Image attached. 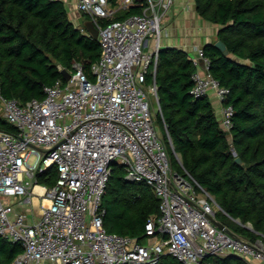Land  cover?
Masks as SVG:
<instances>
[{
	"label": "built area",
	"instance_id": "2783aa9c",
	"mask_svg": "<svg viewBox=\"0 0 264 264\" xmlns=\"http://www.w3.org/2000/svg\"><path fill=\"white\" fill-rule=\"evenodd\" d=\"M173 2L78 0L100 45L91 75L74 63L68 80L44 86L41 99L24 104L0 93L2 117L15 127L0 130V236L22 250L12 264H157L165 255L181 264H212L207 258L227 256L264 263V240L251 241L213 223L215 206L220 207L187 172L173 168L155 126L156 85L146 78L155 76L162 22ZM132 6L141 12L115 19ZM198 55L202 70L189 58L195 66L190 92L202 97L212 91L222 104L220 124L228 130L232 107L223 104L228 89L211 76L202 49ZM51 166L56 183L37 184L36 173ZM113 166L159 199L160 216L145 223L143 242L103 225L102 198ZM34 196L42 212L29 219L14 200L30 206ZM43 200L49 202L45 207Z\"/></svg>",
	"mask_w": 264,
	"mask_h": 264
},
{
	"label": "trees",
	"instance_id": "16d2710c",
	"mask_svg": "<svg viewBox=\"0 0 264 264\" xmlns=\"http://www.w3.org/2000/svg\"><path fill=\"white\" fill-rule=\"evenodd\" d=\"M117 1L109 0L113 5ZM194 1L202 18L220 26L217 38L230 54L224 55L214 43L202 47L211 76L228 89L223 104L232 107L231 127L221 126L208 96L191 94L195 66L186 52L175 48L159 49L155 76L149 73L146 78L147 84L156 85L160 111L154 118L163 139L170 138L173 149L166 146L172 165L177 154V171L187 172L214 197L220 207L216 218L251 241L264 240V0ZM140 12L132 6L115 19ZM99 56L97 38L72 23L62 0H0L4 98L22 104L41 99L44 86L64 80L62 68L72 72L73 64L80 63L91 75ZM0 130L14 132L15 127L0 115ZM124 176L122 167L113 166L102 198L103 225L108 232L141 241L147 220L160 216L159 199L145 183ZM35 179L40 185H54L56 168L37 172ZM21 251L18 243L0 236V264H12ZM207 260L247 264L233 256ZM157 264L181 263L165 255Z\"/></svg>",
	"mask_w": 264,
	"mask_h": 264
},
{
	"label": "crops",
	"instance_id": "0c3cea01",
	"mask_svg": "<svg viewBox=\"0 0 264 264\" xmlns=\"http://www.w3.org/2000/svg\"><path fill=\"white\" fill-rule=\"evenodd\" d=\"M67 8L69 19L72 23L79 28L83 33L91 34L92 21L90 18L81 13L77 7L78 0H62ZM125 10H119L118 15H121ZM218 25L213 24L204 18H202L196 11L194 0H174L171 8L165 16L162 22V31L160 36V48H175L182 50L187 53L188 58H194L198 62V67L200 70L203 69V60L198 55V50L203 47V45L208 43H215L217 38V33L219 30ZM208 98L213 105L215 111L218 110L220 113L221 102L215 97L214 93L209 92ZM217 108V109H216ZM221 114H219L220 119ZM37 187L35 188V192ZM35 203H37V197L32 198ZM15 208L17 211L24 212L28 218L33 216V211L30 206H20L17 205V200ZM41 204V203H40ZM49 204L47 200L42 201V206L45 207ZM42 212V207H38L36 211V217L38 219ZM247 264H264L261 261L249 259L244 260ZM212 264H215L212 262Z\"/></svg>",
	"mask_w": 264,
	"mask_h": 264
},
{
	"label": "water",
	"instance_id": "95a60500",
	"mask_svg": "<svg viewBox=\"0 0 264 264\" xmlns=\"http://www.w3.org/2000/svg\"><path fill=\"white\" fill-rule=\"evenodd\" d=\"M91 24H92L91 35L93 36V38H97V30L95 29L93 23H91ZM214 45H215V47H217L218 49H220V50L223 52L224 55H226V56H229V55H230V54H229V51H228V49H227V47H226V45L224 44V42H223L222 40L218 39V40L214 43ZM60 72H61V74H62L64 80H68V79L70 78V76H71V73H70L67 69H65V68H62V69L60 70ZM158 102H159V100H157V103H158ZM234 161L237 162V163H239V164H241V160L239 159V157H235ZM212 221H213V223H214L218 228H220V229H224V230H226V231H229V230L225 227V225L222 224L217 218H212Z\"/></svg>",
	"mask_w": 264,
	"mask_h": 264
},
{
	"label": "rangeland",
	"instance_id": "374dc122",
	"mask_svg": "<svg viewBox=\"0 0 264 264\" xmlns=\"http://www.w3.org/2000/svg\"><path fill=\"white\" fill-rule=\"evenodd\" d=\"M151 102L153 103V108H154V103H155V100H154V98L152 97L151 98ZM217 109V108H216ZM219 111L218 110H216V115H217V117L219 118ZM0 115H2V106H1V104H0ZM155 126H156V128L158 129V127L157 126H159V123L155 120ZM161 132H162V130H161ZM159 133H160V131H159ZM167 136V135H166ZM164 143H165V145H170L169 144V139H164ZM171 147V146H170ZM170 155V154H169ZM235 155V154H234ZM173 156H174V159H175V164H173V168L174 169H176V170H178L177 169V165L178 166H180V164H179V162L176 160V157H175V155L173 154ZM31 160H33V158H31ZM29 178H27L26 176H25V180H28ZM41 200L39 199V198H37V203H35L34 201H33V199H32V202H31V204H30V208H31V210L33 211V213L34 214H32L33 216L35 215V217L37 216L36 215V211H37V208L38 207H40L41 206ZM215 209L216 210H220L217 206H215ZM248 225H250V224H248ZM231 227H232V225H230V229H231ZM233 229V228H232ZM235 230V229H234ZM141 242H143V240H141ZM209 263H212V261H210L209 260Z\"/></svg>",
	"mask_w": 264,
	"mask_h": 264
},
{
	"label": "bare ground",
	"instance_id": "6f19581e",
	"mask_svg": "<svg viewBox=\"0 0 264 264\" xmlns=\"http://www.w3.org/2000/svg\"><path fill=\"white\" fill-rule=\"evenodd\" d=\"M37 190H40L39 187H37Z\"/></svg>",
	"mask_w": 264,
	"mask_h": 264
},
{
	"label": "clouds",
	"instance_id": "9594fccd",
	"mask_svg": "<svg viewBox=\"0 0 264 264\" xmlns=\"http://www.w3.org/2000/svg\"><path fill=\"white\" fill-rule=\"evenodd\" d=\"M202 49V48H201Z\"/></svg>",
	"mask_w": 264,
	"mask_h": 264
}]
</instances>
